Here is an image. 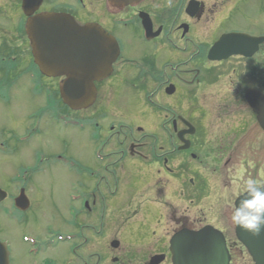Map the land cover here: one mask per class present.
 <instances>
[{"label":"flooded vegetation","instance_id":"obj_1","mask_svg":"<svg viewBox=\"0 0 264 264\" xmlns=\"http://www.w3.org/2000/svg\"><path fill=\"white\" fill-rule=\"evenodd\" d=\"M24 2L0 0V86L8 87V95L0 87V101L9 103L17 79L27 78L32 95L42 102L28 117L38 121L36 129L18 135L14 143H29L49 118L82 132L92 161L51 158L81 180L70 184L68 215L58 214L70 230L47 225L37 235L20 236L21 260H14L11 243L0 239L7 264H156L154 259L161 257L157 264H173L174 236L185 229L197 231L190 212L167 205L161 214L152 201L138 205L134 214L128 211L148 194L158 206L167 177L178 184L173 190L182 198L179 185L190 172L183 168L184 156L191 163L211 161L213 194L200 203L221 191L217 168L231 166L228 174L243 164L247 173L250 153L260 152L264 144L254 110L264 101V0H43L33 16L70 15L79 26L95 27L117 44L111 72L95 83V102L80 111L59 102L65 77H47L34 62ZM9 148L3 143V153H10ZM49 169L17 175L10 183L14 190L0 188L6 193L0 202L3 230L8 222L15 229L33 219L28 176ZM149 177L154 179L151 188L143 183ZM216 229L225 237L230 264H239L238 256L247 250ZM130 251L145 257L128 260Z\"/></svg>","mask_w":264,"mask_h":264},{"label":"rangeland","instance_id":"obj_2","mask_svg":"<svg viewBox=\"0 0 264 264\" xmlns=\"http://www.w3.org/2000/svg\"><path fill=\"white\" fill-rule=\"evenodd\" d=\"M2 14L3 12L0 11V26L4 22ZM30 86L32 84L27 78L17 79V83L11 89L10 93L12 97L9 103L5 101V98L3 101H0V188L8 191L11 190L10 188L14 190L13 186H10V183L16 179L17 175L22 174L25 178L30 173L28 171L32 169L45 167L46 170L47 167H50L49 171L40 174V176L32 174L28 176L31 177L29 180L31 183L29 182L27 186V194L32 199V202H34V209L29 215V218L33 219L29 222L21 223L18 226L16 225L15 229L14 223L5 222L7 225L5 227L6 230H3V223L0 221V239H6L11 243L10 248L14 260H21L23 257L21 256L22 249H20L18 244L20 236L24 234L37 235L39 229L47 225L54 226L60 232H68L70 230L68 225L66 226L64 223L65 218L63 214L68 215V200L70 197L69 193L71 192L70 188L72 187L70 185L71 182L79 183L81 180L68 174L62 165L53 164L51 158L62 155L61 157L79 164L82 161L85 164H90L92 161L89 155V142H87L88 139L86 140L84 134L78 130L70 128L64 129L61 124L52 122L49 118L45 120V123H41L40 121V130L33 133L29 143L21 147L15 145V137L20 134H27L29 131L36 129V123H38L35 119L29 122L28 117L37 113L36 111L39 109L37 106L42 102V98H35L32 95ZM0 87H3V91L8 88L6 86ZM61 101L60 99L59 102ZM3 143L10 147V153H3ZM203 143L206 144V142ZM261 151H253L250 153L248 161H252L255 166L248 167L247 165V173L243 175L241 185L246 178L257 179L261 175H264V144ZM198 153L200 154V152ZM184 157V163L187 164L183 168L188 166L190 170L183 177L182 187L179 185V189L182 188L184 196L181 198L180 194H175L173 188H177L178 184H175L172 179L167 177L163 182L165 188L166 185H168V188H166V192L161 198L162 200L157 203L158 206H156L153 196L148 194L136 200V203L128 213L134 214L138 210V205L146 206L147 204H151V201L153 206L156 207L155 210L161 214H166L164 211H166L167 205H179L190 212V216L185 212L184 215L189 216V221L193 224L194 229L200 230L206 225L211 224L213 227L215 226L223 231L227 237L231 238V243H234L236 237L234 223L231 221L232 208L224 202L222 197L225 193H232L236 172L227 174L231 166L227 170L223 166L222 169L217 168L218 171L215 175H221V182L219 183L221 191L217 194L214 190L213 197L211 196L206 201L200 203L203 196L213 194L212 187L214 185L213 182L211 183V180L213 179L212 175L214 173L208 168L210 167L211 161L202 159L203 162L200 161L199 164L191 163L189 162L190 160H187V156ZM220 159H215V165L220 163ZM227 177H229L228 180ZM152 182H154V179L150 177L143 181L145 187L150 188ZM242 195L243 193L241 191L237 196H232L233 203ZM194 196L196 197L193 198ZM179 199H183V202H180ZM194 207L197 208L193 209ZM196 212L198 215L193 214ZM178 213L179 215L182 214L181 211ZM58 214L63 216H59ZM59 218H62V220H59ZM127 257H129L128 260L134 261L140 257L144 258L145 254L130 251ZM237 260L239 264H254L248 254L238 256Z\"/></svg>","mask_w":264,"mask_h":264},{"label":"water","instance_id":"obj_3","mask_svg":"<svg viewBox=\"0 0 264 264\" xmlns=\"http://www.w3.org/2000/svg\"><path fill=\"white\" fill-rule=\"evenodd\" d=\"M133 3L134 0H110ZM137 0H135L136 2ZM43 0H25L24 11L29 17L26 33L32 43L33 56L41 73L47 77H65L60 96L73 111L89 108L96 99L95 83L111 72L118 57L117 44L95 27L79 26L66 14L33 16ZM255 113L264 129V101ZM261 105V104H260ZM6 193L0 190V202ZM240 196L235 203H238ZM238 241L246 248L254 264H264V233L253 236L235 224ZM173 264H230L231 258L223 234L204 227L199 231L182 230L171 241ZM3 244H0V264H7ZM155 258L156 264L161 262Z\"/></svg>","mask_w":264,"mask_h":264},{"label":"clouds","instance_id":"obj_4","mask_svg":"<svg viewBox=\"0 0 264 264\" xmlns=\"http://www.w3.org/2000/svg\"><path fill=\"white\" fill-rule=\"evenodd\" d=\"M254 166L252 161H248V167ZM243 175L244 165L241 164L234 178L232 193H225L222 198L232 208V223L253 236H261L264 233V175L257 179L243 180L241 185ZM241 191L243 198L233 203L232 196H237Z\"/></svg>","mask_w":264,"mask_h":264}]
</instances>
